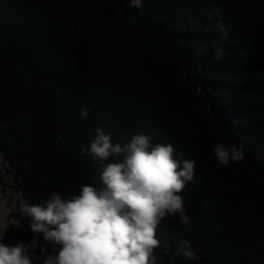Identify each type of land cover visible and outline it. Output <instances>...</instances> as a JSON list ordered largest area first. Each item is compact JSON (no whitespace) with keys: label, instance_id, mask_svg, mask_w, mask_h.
Instances as JSON below:
<instances>
[{"label":"trees","instance_id":"16d2710c","mask_svg":"<svg viewBox=\"0 0 264 264\" xmlns=\"http://www.w3.org/2000/svg\"><path fill=\"white\" fill-rule=\"evenodd\" d=\"M97 128L195 161L178 193L189 223L158 228L161 264H264V0H0V182L19 192L5 244L34 238L22 199L99 187L81 151ZM217 143L244 159L221 165ZM180 240L196 259L174 256Z\"/></svg>","mask_w":264,"mask_h":264},{"label":"clouds","instance_id":"9594fccd","mask_svg":"<svg viewBox=\"0 0 264 264\" xmlns=\"http://www.w3.org/2000/svg\"><path fill=\"white\" fill-rule=\"evenodd\" d=\"M131 5L140 8L142 0H131ZM221 32L227 35L222 27ZM221 55L222 50L216 49L215 58ZM81 115L86 118L88 111ZM96 132L90 146L81 151L98 165L99 187L81 185L79 194L67 199L52 193L43 203L22 199L19 210L34 238L15 244L0 239V264H161L155 255L162 244L158 228L169 216L179 215L181 223H189L178 193L193 181L195 161L177 160L171 144L153 146L150 134H136L121 145L113 144L102 128ZM213 152L223 166L244 159L242 148L235 144L217 143ZM110 157L121 159L108 162ZM41 235L44 243L38 242ZM163 243L166 250L171 248L167 240ZM37 249L43 259L36 255ZM174 256L194 260L196 252L190 241L180 240Z\"/></svg>","mask_w":264,"mask_h":264},{"label":"rangeland","instance_id":"374dc122","mask_svg":"<svg viewBox=\"0 0 264 264\" xmlns=\"http://www.w3.org/2000/svg\"><path fill=\"white\" fill-rule=\"evenodd\" d=\"M18 199V190L12 185L10 178L3 175L0 182V239L8 225L9 207L14 206Z\"/></svg>","mask_w":264,"mask_h":264}]
</instances>
